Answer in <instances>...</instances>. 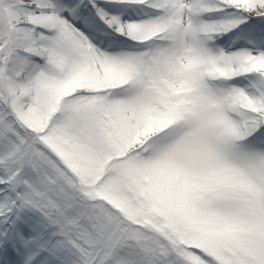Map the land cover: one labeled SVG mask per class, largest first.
<instances>
[{
    "label": "snow or ice",
    "instance_id": "obj_1",
    "mask_svg": "<svg viewBox=\"0 0 264 264\" xmlns=\"http://www.w3.org/2000/svg\"><path fill=\"white\" fill-rule=\"evenodd\" d=\"M0 264H264V0H0Z\"/></svg>",
    "mask_w": 264,
    "mask_h": 264
}]
</instances>
